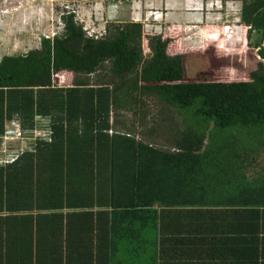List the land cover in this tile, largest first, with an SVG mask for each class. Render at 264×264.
Listing matches in <instances>:
<instances>
[{
    "label": "trees",
    "instance_id": "1",
    "mask_svg": "<svg viewBox=\"0 0 264 264\" xmlns=\"http://www.w3.org/2000/svg\"><path fill=\"white\" fill-rule=\"evenodd\" d=\"M74 18L63 16V33L43 38L40 49L0 61V138L14 121L26 132L37 131L38 118L49 122L35 153L0 166V264L13 256L58 264L66 208L86 211L68 214L66 264H191L212 259L219 237L231 235L249 264L264 231V168L247 173L264 156V0L243 4L245 36L260 60L239 82L190 80L188 60L197 56L169 55V41L146 35L143 24L119 23L95 40ZM62 71L74 74L71 88L55 84ZM101 71L111 84L91 85ZM146 98L160 100L162 113L181 114L182 123L160 117L145 141L129 127L119 131V113ZM163 129L171 131L168 149L151 138ZM98 208L112 210L102 261L82 244L89 232H72L75 224L89 230ZM23 234L29 244L13 245L11 236Z\"/></svg>",
    "mask_w": 264,
    "mask_h": 264
},
{
    "label": "rangeland",
    "instance_id": "2",
    "mask_svg": "<svg viewBox=\"0 0 264 264\" xmlns=\"http://www.w3.org/2000/svg\"><path fill=\"white\" fill-rule=\"evenodd\" d=\"M218 5H212L214 7L211 8L209 17L210 29H206V31L202 30L199 25L192 24L182 30L185 34L189 33L186 34L187 36L185 34H183L184 36L176 34L172 36L169 32L165 33L166 27H170L169 25L163 29L162 27L143 25L145 33L148 36H157L162 33L160 36L169 41L167 47L169 55L197 56L188 60L192 66L193 74H195L190 78L192 81H248L250 72L257 68V63L260 60L258 50L249 46L246 36L245 39H242L244 33L247 35L243 24H223L225 22H221L222 18L217 15L220 8ZM118 6L119 4L116 5V7ZM106 7L104 0H0V61L4 56H19L27 54L31 50L40 49L43 38L52 39L60 36L65 28L63 16L70 13L74 15V21L82 26L87 37L90 36L95 40L106 37L107 28H114L116 24L122 23L124 15L126 17L128 14L122 5L119 7V17H116V13H109L106 16V12H112L114 6L111 10ZM151 21L145 22L149 24ZM130 23L135 22L130 21ZM228 25L232 26V29L228 28V31H225ZM236 34L242 36L235 37ZM233 37L236 39L232 40ZM254 40H256V36H253L252 41L254 42ZM144 50L148 57L149 49L145 47ZM104 72L101 71L100 76L98 74V76L90 77V84L94 86L111 84L101 81ZM54 79L57 86L71 88L75 77L72 73L62 71ZM164 106L157 98H146L143 103H140V109L119 113L122 123L118 125V130L123 131L122 129L125 130V127H129L134 130V135L138 140L145 141L143 132L151 128L155 124L154 121L157 124L160 123V117L173 118L179 124L182 123L183 116L177 113L171 114L173 109L167 108L166 112L162 113L165 111ZM37 122V131L21 130L23 138L20 140L5 142L4 136L0 138V161L13 159L17 153L36 145L37 141L43 140L49 135L48 120L38 118ZM14 123L19 124L18 121H14ZM14 123H9L7 128L13 127ZM184 128L182 125L180 126L181 130ZM170 132L169 129H163L161 132L153 134L151 138L158 145L156 147L168 149L164 143H171L169 142ZM263 168L264 156L259 157L247 173L251 177Z\"/></svg>",
    "mask_w": 264,
    "mask_h": 264
},
{
    "label": "crops",
    "instance_id": "3",
    "mask_svg": "<svg viewBox=\"0 0 264 264\" xmlns=\"http://www.w3.org/2000/svg\"><path fill=\"white\" fill-rule=\"evenodd\" d=\"M105 1V0H104ZM244 2H248V0L240 1V0H129L127 2H118V7L114 6L113 10L112 6L109 5L110 3L105 1L106 8L110 9L112 12H106V16L108 14H115L116 17H119V7L122 5L124 6V11L127 14V16L123 17L122 23H127L130 21L137 22L143 25H152L155 28L157 27H166L169 25L170 27H166L167 30L165 33L169 32L170 35H181L184 36L182 32L185 27H189L192 24H197L199 27L206 31V29H210V12L211 8L218 5L219 10L217 11V15H220V17L223 19H220L221 22H225L223 24H231V23H241L242 24V9ZM241 4V5H240ZM121 5V6H120ZM214 5V6H212ZM117 8V9H116ZM154 15V17H153ZM128 20H127V19ZM152 19V21H151ZM145 21H151L149 24ZM220 23V22H219ZM220 23V24H222ZM228 28L232 29V26L228 25L226 29ZM225 29V28H224ZM162 34V33H161ZM159 34V35H161ZM189 34V33H186ZM185 34V36H187ZM158 36V35H157ZM170 36V37H172ZM236 36H242L239 34H236ZM235 37L232 38V40L236 39ZM243 38L245 39V33L243 34ZM242 38V39H243ZM111 123H113L111 121ZM112 130L114 131V127H112ZM116 130V129H115ZM111 135V132H110ZM140 138V133H139ZM37 150V146L34 145L26 150L25 152H33L35 153ZM24 151L17 153V156L20 157ZM17 160H13L11 163H16ZM9 163L4 164V166H8ZM43 180L46 179L45 174L41 175ZM107 202L109 203V199L107 198ZM82 209H63L60 211L59 214H63L61 219V225L59 224V227L57 229L58 232V238L60 246H58V252L62 253L61 256L58 255V264H66V236L67 232H71L69 229V226H67V220H68V214H76L83 212ZM86 212V211H84ZM93 217V221H91V228L87 230L86 228H80L78 225L72 226V232H85L88 233V239L87 236L84 237L86 239L83 240L82 244L86 247H90L89 250L91 251L92 259L94 260H101L104 259V254L100 253L98 249L99 248H105V241H109V231H110V220L112 218V210L111 209H94L91 211ZM230 217V215H229ZM230 222V221H229ZM2 226V224H0ZM226 226V225H224ZM224 226H221L220 229H222ZM234 227V226H233ZM4 229H10L14 230V227L7 225H3ZM15 230L20 231V227H15ZM14 232V231H13ZM12 232V233H13ZM105 234H108L107 237H105ZM23 235H12L11 240L9 238V241L13 242V245H16L18 247L25 246V244L28 243V237ZM260 240L259 243L255 244L254 247H251V249H258V257L254 255V257L251 258L249 264H264V231L261 232L259 236ZM219 241L216 242L217 245H215L214 248H212V251L210 252L212 255V259L207 260H193L190 261L191 264H243L241 262V250L243 249V246L240 242L236 240V236L232 235L230 237H227V239H224L223 237H219ZM74 240V238H73ZM79 241V240H78ZM6 243V242H5ZM9 243V242H8ZM3 244V243H2ZM88 244V246H87ZM24 248V247H23ZM20 250V249H18ZM18 250H14L13 253L16 254ZM27 251V249H25ZM16 251V252H15ZM28 254V251H27ZM205 254V253H204ZM19 257V256H18ZM107 257H105L106 259ZM21 258H16L13 256L10 263L8 264H21ZM206 259V258H205ZM28 260V257H27ZM49 260V258H48ZM50 261V260H49ZM27 263V261H26ZM94 264V262H93Z\"/></svg>",
    "mask_w": 264,
    "mask_h": 264
},
{
    "label": "built area",
    "instance_id": "4",
    "mask_svg": "<svg viewBox=\"0 0 264 264\" xmlns=\"http://www.w3.org/2000/svg\"><path fill=\"white\" fill-rule=\"evenodd\" d=\"M90 37V36H89ZM22 127H21V124H15L14 123V126L13 127H9L7 128L6 130V133L4 135V139H5V142L9 141V140H12V141H16V140H20L23 138V135H22ZM17 158V156L15 155V157L13 159H8L6 161H0V164L1 165H4L8 162H12L13 160H15Z\"/></svg>",
    "mask_w": 264,
    "mask_h": 264
},
{
    "label": "clouds",
    "instance_id": "5",
    "mask_svg": "<svg viewBox=\"0 0 264 264\" xmlns=\"http://www.w3.org/2000/svg\"><path fill=\"white\" fill-rule=\"evenodd\" d=\"M117 4H113L112 6H116ZM22 127V126H21Z\"/></svg>",
    "mask_w": 264,
    "mask_h": 264
},
{
    "label": "bare ground",
    "instance_id": "6",
    "mask_svg": "<svg viewBox=\"0 0 264 264\" xmlns=\"http://www.w3.org/2000/svg\"><path fill=\"white\" fill-rule=\"evenodd\" d=\"M17 12V11H16ZM15 160H17V159H15ZM8 163H10V162H8Z\"/></svg>",
    "mask_w": 264,
    "mask_h": 264
}]
</instances>
